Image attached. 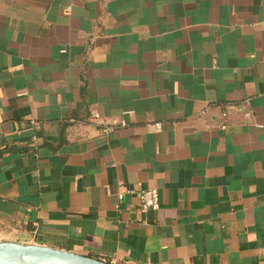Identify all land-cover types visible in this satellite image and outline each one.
Listing matches in <instances>:
<instances>
[{"label": "crops", "instance_id": "1", "mask_svg": "<svg viewBox=\"0 0 264 264\" xmlns=\"http://www.w3.org/2000/svg\"><path fill=\"white\" fill-rule=\"evenodd\" d=\"M0 241L264 264V0H0Z\"/></svg>", "mask_w": 264, "mask_h": 264}, {"label": "water", "instance_id": "2", "mask_svg": "<svg viewBox=\"0 0 264 264\" xmlns=\"http://www.w3.org/2000/svg\"><path fill=\"white\" fill-rule=\"evenodd\" d=\"M0 264H109L44 245L0 241Z\"/></svg>", "mask_w": 264, "mask_h": 264}, {"label": "built area", "instance_id": "3", "mask_svg": "<svg viewBox=\"0 0 264 264\" xmlns=\"http://www.w3.org/2000/svg\"><path fill=\"white\" fill-rule=\"evenodd\" d=\"M92 122L98 125L103 133H109L115 127L103 121L97 113L92 115ZM123 126V123L120 124ZM123 199L122 194L117 195V200ZM139 208L142 213L152 211L155 212L159 209V200L157 191L154 189H146L138 193Z\"/></svg>", "mask_w": 264, "mask_h": 264}]
</instances>
